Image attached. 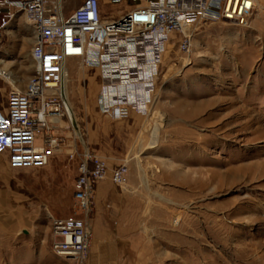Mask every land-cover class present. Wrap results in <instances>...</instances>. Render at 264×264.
I'll return each mask as SVG.
<instances>
[{
    "label": "rangeland",
    "instance_id": "obj_1",
    "mask_svg": "<svg viewBox=\"0 0 264 264\" xmlns=\"http://www.w3.org/2000/svg\"><path fill=\"white\" fill-rule=\"evenodd\" d=\"M82 1L66 0V12ZM33 45L34 30L19 13L0 56V107L33 76ZM98 84L96 71L71 61L76 122L61 121L63 150L45 169L6 171L0 192L10 194L0 193V212L26 215L27 226L10 243L0 233V264H72L53 252L52 221L76 215L79 158L68 153L85 147L130 169L126 186L109 175L96 192V235L119 243L121 264H264V0L246 25L200 26L188 53L170 45L148 117H105ZM148 123L161 126L155 149Z\"/></svg>",
    "mask_w": 264,
    "mask_h": 264
},
{
    "label": "built area",
    "instance_id": "obj_2",
    "mask_svg": "<svg viewBox=\"0 0 264 264\" xmlns=\"http://www.w3.org/2000/svg\"><path fill=\"white\" fill-rule=\"evenodd\" d=\"M66 0H0V56L16 16L22 13L34 30L31 60L34 74L23 91H12L0 107V157L11 170L47 168L63 150L57 134L70 121L66 93L69 63L80 61L99 78V112L115 121L133 114L148 117L171 44L188 53L194 31L221 21L246 25L256 0H83L70 14ZM125 4L115 17L103 7ZM79 158L74 184V217L54 218V254L72 264H91L97 217L98 185L109 175L119 188L128 183L126 163L111 167L89 147Z\"/></svg>",
    "mask_w": 264,
    "mask_h": 264
},
{
    "label": "crops",
    "instance_id": "obj_3",
    "mask_svg": "<svg viewBox=\"0 0 264 264\" xmlns=\"http://www.w3.org/2000/svg\"><path fill=\"white\" fill-rule=\"evenodd\" d=\"M82 2L80 3V5L82 4ZM1 158L4 161L3 163H0V184L6 183L7 181L5 177L6 171L8 169L11 170L8 164L6 163V159L4 157ZM0 193H4V195L10 194L7 189L1 191ZM96 223H97V218L95 220V227H94L91 264H121V248L119 243L116 240L111 241L110 239L108 240L105 238H101L100 236H97ZM26 226H27L26 215L24 216L12 215V214L0 212V233L9 236L6 242L10 243L12 235L17 234L20 231H23L24 230L23 228Z\"/></svg>",
    "mask_w": 264,
    "mask_h": 264
},
{
    "label": "bare ground",
    "instance_id": "obj_4",
    "mask_svg": "<svg viewBox=\"0 0 264 264\" xmlns=\"http://www.w3.org/2000/svg\"><path fill=\"white\" fill-rule=\"evenodd\" d=\"M3 63H4V61L1 60V58H0V64L2 65ZM3 70L0 69V73L4 72ZM2 76H3V74H2ZM66 98H67V105H68L69 110H70V118L72 120L73 125L75 126V122L76 121H75L73 109H72V107L70 105V102H69V95L67 93H66ZM58 123H61V121H58ZM69 124H71L70 121H69ZM160 127H161L160 125L155 124V123L154 124L148 123L147 126L145 127V133L150 132L151 133V137H152V141H151V143L149 145V149H155L157 147V144L159 142V136H160ZM75 133H76V136L80 137V133H79V131L77 129H76Z\"/></svg>",
    "mask_w": 264,
    "mask_h": 264
}]
</instances>
